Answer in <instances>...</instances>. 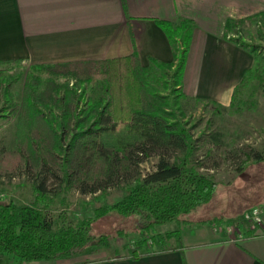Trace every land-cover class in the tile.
Here are the masks:
<instances>
[{"label":"trees","instance_id":"16d2710c","mask_svg":"<svg viewBox=\"0 0 264 264\" xmlns=\"http://www.w3.org/2000/svg\"><path fill=\"white\" fill-rule=\"evenodd\" d=\"M155 22L171 46L170 63L150 58L144 67L134 50L110 59L29 65L21 101L3 88L16 117V149L0 147V177L11 179L22 171L35 196L26 205L0 200L1 255L22 261L76 257L104 237L91 230L97 218L110 212L160 224L180 221L212 198L216 182L187 166L195 148L191 130L170 109L172 96L161 92L170 85L177 109L189 100L182 92V73L195 23L187 18ZM234 41L253 55L254 64L233 88L231 105L240 89L263 73L256 48ZM22 64L0 61V84L4 70ZM70 79L91 85L82 106L83 93L68 86ZM241 154L245 160L262 159L252 149ZM152 156L157 157L154 169L142 175L139 165ZM121 184L131 186L113 205L95 209L93 218L53 229L49 204L60 187L92 195ZM142 246L143 241L129 257L137 259Z\"/></svg>","mask_w":264,"mask_h":264},{"label":"crops","instance_id":"0c3cea01","mask_svg":"<svg viewBox=\"0 0 264 264\" xmlns=\"http://www.w3.org/2000/svg\"><path fill=\"white\" fill-rule=\"evenodd\" d=\"M262 11L264 0H0V61L19 59L27 65L95 61L136 50L144 67L150 58L170 63L171 46L155 20L176 23L187 18L195 26L182 92L227 106L254 57L231 33L226 31L224 37L222 30L227 22ZM210 218L169 230L167 237L157 235L151 241L155 247L146 250L148 245L143 244L137 259L129 253L107 255L100 246L85 256L94 259L85 262L64 259L81 256L25 262L0 254V264H264V215L255 230L237 220L240 233L230 239L212 228V222L222 224L223 219ZM164 243L167 246L160 247Z\"/></svg>","mask_w":264,"mask_h":264},{"label":"rangeland","instance_id":"374dc122","mask_svg":"<svg viewBox=\"0 0 264 264\" xmlns=\"http://www.w3.org/2000/svg\"><path fill=\"white\" fill-rule=\"evenodd\" d=\"M262 12L240 19L239 22H227L222 30L224 37L228 31L229 35L232 34L230 35L232 39L254 46L257 58H263L260 61L263 73L259 72L249 86L240 89L234 104L222 106L188 97L189 100L177 109V98L171 93L170 85L167 84L161 91L162 94L172 96L170 109L183 118L195 139V148L187 158V166L216 182L212 198L188 214L181 215L180 221L160 224L144 222L138 219L136 214L122 215L110 212L97 218L91 230L95 237L101 234H104V237L95 238V246L79 255L81 257L64 259L85 262L94 259L85 256L101 247L106 248L107 255H126L142 241L144 245H148L146 250H152L151 247H155L151 243L152 238L156 240L157 235L165 236L167 234L165 232L177 227L181 230L190 221L219 216L223 219L222 225L234 224L237 220H242L243 214L251 208L264 209V15H260ZM22 65L4 70L0 84V147H4L8 152L16 149V117L11 114L3 88L6 86L12 96L21 101L23 84L29 70V65ZM68 86L75 88L77 93H83L80 99L82 106L90 95L91 85L76 83L70 79ZM214 134L220 136L214 137ZM249 149L258 152L262 159L256 160L252 157L245 160L241 152ZM156 162L157 157L148 158L139 165L140 173L144 175L152 171ZM130 186L121 184L119 187L92 195H83L72 188L60 187L49 204L53 229L63 224H75L93 218L95 209L113 205L129 191ZM34 196L32 183L22 171L11 179L0 177V200L26 205L33 201ZM212 223L219 222L217 220ZM233 236L223 237L230 239ZM106 239L108 244L103 245ZM166 246L167 243H164L160 247Z\"/></svg>","mask_w":264,"mask_h":264},{"label":"built area","instance_id":"2783aa9c","mask_svg":"<svg viewBox=\"0 0 264 264\" xmlns=\"http://www.w3.org/2000/svg\"><path fill=\"white\" fill-rule=\"evenodd\" d=\"M264 209L260 207H253L243 214L242 223L246 224L249 229L255 230L260 227L263 222ZM212 228L217 233H224L226 236H233L240 233V229L235 224L222 225L220 223H212Z\"/></svg>","mask_w":264,"mask_h":264}]
</instances>
